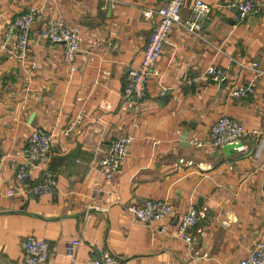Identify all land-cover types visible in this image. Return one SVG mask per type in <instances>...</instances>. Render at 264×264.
<instances>
[{
	"label": "crops",
	"instance_id": "crops-1",
	"mask_svg": "<svg viewBox=\"0 0 264 264\" xmlns=\"http://www.w3.org/2000/svg\"><path fill=\"white\" fill-rule=\"evenodd\" d=\"M168 1L0 0V264H25L28 235L49 244L41 264H85L106 251L121 264H239L264 240V74L254 93L230 95L254 80L252 62L264 70V0L243 20L234 5L242 0H205L212 11L196 33L185 27L195 0H185L145 97L132 102L123 94L127 70L140 64ZM32 8L40 18L21 58L14 41L3 45L5 33ZM48 18L80 27L73 62L39 35ZM210 68L225 69V81L192 82ZM223 115L248 130L242 145L191 142L208 141ZM34 127L51 134V149L21 189L14 176ZM126 136L129 155L107 182L95 163ZM46 172L56 188L35 195ZM155 198L171 204V216L132 223L125 206ZM192 205L203 218L189 244L177 234ZM72 239L81 240L73 259Z\"/></svg>",
	"mask_w": 264,
	"mask_h": 264
},
{
	"label": "built area",
	"instance_id": "built-area-1",
	"mask_svg": "<svg viewBox=\"0 0 264 264\" xmlns=\"http://www.w3.org/2000/svg\"><path fill=\"white\" fill-rule=\"evenodd\" d=\"M185 0H169L168 3L157 10L159 20L152 34V38L145 50L143 58L138 66H132L127 70L123 94L132 102L138 103L147 93L148 78L157 63L165 45L169 42L170 33L175 24L181 23V10ZM238 8L239 20H243L249 14L259 12L262 8L261 0H242L234 4ZM212 11L211 5L205 0H195L193 15L186 21L185 27L196 33L200 30L205 20ZM38 10L32 8L24 13L8 26L5 33L4 46L15 42L13 52L19 57L25 58L30 42V32L37 19L40 18ZM183 24V23H182ZM80 27L67 24L62 18L47 19L39 31V35L54 44H62L66 49L67 59L73 62L76 53L80 50ZM240 64H242L240 62ZM247 67V66H245ZM255 72L252 82L247 85L234 87L230 95L236 98L246 97L256 91V80L264 74V70L258 66V62H252L250 67ZM75 69V66H73ZM227 71L222 68H210L203 76H194L192 82L199 79H208L210 76L218 82L227 78ZM248 135L241 121L227 115L221 116L211 127L208 141L194 138L191 142L203 147L207 145L221 147L229 143L238 142ZM52 136L47 131L34 127L22 150V163L15 172L14 182L21 189L26 188L34 168L44 155L51 149ZM132 136L115 139L104 156L96 161L95 166L103 173L108 182L120 171L125 158L129 155ZM56 179L51 172H46L40 182L31 187L35 195L52 191L56 188ZM15 190H8V195H13ZM125 211L128 218L135 224H149L168 218L172 214L171 204L163 199H147L143 204H127ZM203 218L196 206H190L180 217L178 236L189 244L192 243V229ZM81 244L80 239H72L67 243V254L72 259L75 257L76 248ZM25 264L44 263L49 256V244L39 240L33 235L24 237L21 241ZM85 264H121L120 259L111 252H104L98 257L88 259ZM239 264H264V240H260L243 258Z\"/></svg>",
	"mask_w": 264,
	"mask_h": 264
},
{
	"label": "water",
	"instance_id": "water-1",
	"mask_svg": "<svg viewBox=\"0 0 264 264\" xmlns=\"http://www.w3.org/2000/svg\"><path fill=\"white\" fill-rule=\"evenodd\" d=\"M162 97H166V98H169L170 97V93H167L166 95H163ZM240 145H242V142L241 141H238V142H234V143H229L227 146H226V150L227 149H231V148H233V147H235V146H240Z\"/></svg>",
	"mask_w": 264,
	"mask_h": 264
}]
</instances>
